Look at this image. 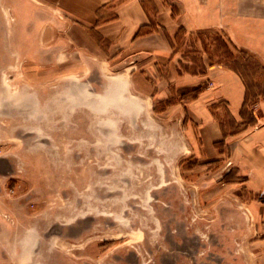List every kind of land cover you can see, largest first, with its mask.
I'll use <instances>...</instances> for the list:
<instances>
[{"label": "crops", "instance_id": "0c3cea01", "mask_svg": "<svg viewBox=\"0 0 264 264\" xmlns=\"http://www.w3.org/2000/svg\"><path fill=\"white\" fill-rule=\"evenodd\" d=\"M33 1L51 13L56 39L42 63L58 88L42 95L46 111L67 104L69 116L87 120L74 128L83 139L73 156H87L90 168H126L115 180L149 185L142 214L168 216L169 246L178 248L168 264H264V95L249 107L239 72L211 62L203 46L201 66L177 50L182 33L220 27L223 18H209L201 2L174 17L161 0ZM10 212L0 193V264L17 261L23 247L40 249L28 264H80L64 251L75 242L64 226L55 243L24 240L25 230L15 237L5 219ZM161 257L153 264H165Z\"/></svg>", "mask_w": 264, "mask_h": 264}, {"label": "rangeland", "instance_id": "374dc122", "mask_svg": "<svg viewBox=\"0 0 264 264\" xmlns=\"http://www.w3.org/2000/svg\"><path fill=\"white\" fill-rule=\"evenodd\" d=\"M161 1L171 6L174 17L182 6L192 15L201 2L209 18H223L220 27L182 33L177 50L198 66L203 59L197 53L200 46L213 63L241 60L249 107H254L258 96L264 95V71L259 66L264 67V49L259 54L264 48V0ZM33 2L0 0V193L11 209L5 219L15 237L22 229V238L31 241L55 243L64 226L65 238L75 241L66 242L64 251L79 254L75 259L80 264H139V260L153 264L155 254L160 253L168 264L170 251L178 250L169 246L168 216L158 220L151 212L142 214L150 209L149 185L115 180L126 168L83 165L87 156H73L79 154L74 144L83 139L79 140L74 128L87 120L69 116L67 104H61L59 113L46 111L42 95L55 96L58 88L50 80L56 72L42 63L51 61L46 50L56 39L51 32L54 24L47 22L53 18L51 13ZM52 14L61 16L62 12L52 10ZM224 42L235 57L226 54ZM53 105L49 102L50 108ZM73 158L80 160L76 166L56 165L59 159L70 162ZM90 171H96L95 183L88 181ZM159 238L162 245H154ZM39 254V247H23L21 257L7 264H28L29 255Z\"/></svg>", "mask_w": 264, "mask_h": 264}, {"label": "trees", "instance_id": "16d2710c", "mask_svg": "<svg viewBox=\"0 0 264 264\" xmlns=\"http://www.w3.org/2000/svg\"><path fill=\"white\" fill-rule=\"evenodd\" d=\"M224 44H225V47L227 48L226 54L228 56H231V57L234 56V54H232L231 50L229 49L228 45L225 42H224ZM234 60H235V58H234ZM220 63L226 64V66H229V67L233 68L234 70H236L237 72H239L241 74V76L245 79L244 73L242 72L243 71V68L239 67L241 65V60L238 61V62L237 61H234L233 64L224 63L223 61L220 62ZM259 66L264 71V67L262 65H259Z\"/></svg>", "mask_w": 264, "mask_h": 264}, {"label": "bare ground", "instance_id": "6f19581e", "mask_svg": "<svg viewBox=\"0 0 264 264\" xmlns=\"http://www.w3.org/2000/svg\"><path fill=\"white\" fill-rule=\"evenodd\" d=\"M113 112V111H112ZM112 114V113H111ZM115 114V113H114ZM116 115V114H115ZM92 116V115H91ZM120 116V115H119ZM44 118V117H43ZM125 120V119H124ZM117 134V133H116ZM121 135V134H120ZM148 143V142H147ZM161 147V146H160ZM144 149V148H143ZM47 150V149H46ZM91 154V153H90ZM170 161V160H169ZM110 164H112V163H110ZM122 165V164H121ZM23 168V167H22ZM121 168V167H120ZM133 172H134V170H133ZM116 173V172H115ZM151 173V172H150ZM158 175V174H157ZM149 176H151V175H149ZM106 181H108V180H106ZM155 181V180H154ZM136 182V181H135ZM145 185V184H144ZM114 202H116V201H114ZM88 204V203H87ZM89 206H90V204H89ZM88 207V206H87ZM91 207V206H90ZM106 207V206H105ZM73 208V207H72ZM69 210V209H68ZM99 210V209H98ZM113 210V209H112ZM106 211V210H105ZM107 212V211H106ZM122 226H124V225H122ZM121 229H122V227H121ZM120 231V230H119Z\"/></svg>", "mask_w": 264, "mask_h": 264}, {"label": "built area", "instance_id": "2783aa9c", "mask_svg": "<svg viewBox=\"0 0 264 264\" xmlns=\"http://www.w3.org/2000/svg\"><path fill=\"white\" fill-rule=\"evenodd\" d=\"M230 164V163H229Z\"/></svg>", "mask_w": 264, "mask_h": 264}]
</instances>
